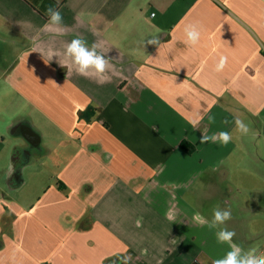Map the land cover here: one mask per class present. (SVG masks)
<instances>
[{
  "label": "crops",
  "instance_id": "0c3cea01",
  "mask_svg": "<svg viewBox=\"0 0 264 264\" xmlns=\"http://www.w3.org/2000/svg\"><path fill=\"white\" fill-rule=\"evenodd\" d=\"M49 6L64 35L45 27ZM157 30L161 46L144 47ZM76 37L113 58L110 82L65 60ZM219 131L227 145L200 143ZM40 164L54 181L23 194ZM217 204L234 242L264 252V0H0V264H212L229 246L195 216Z\"/></svg>",
  "mask_w": 264,
  "mask_h": 264
},
{
  "label": "clouds",
  "instance_id": "9594fccd",
  "mask_svg": "<svg viewBox=\"0 0 264 264\" xmlns=\"http://www.w3.org/2000/svg\"><path fill=\"white\" fill-rule=\"evenodd\" d=\"M45 15L48 17V23L46 28L55 35L61 36L65 34V26L63 25V16L61 12L53 6H49ZM184 43L189 47H195L200 43L202 36V26L196 23H188L184 26ZM159 30L157 33L152 34L150 38L143 41L144 47L147 45L161 46V40L159 36ZM101 47L98 43H93L89 46L88 42L81 38L76 37L66 44L63 56L66 61H70L75 67L77 74L84 77H94L96 82L104 84L110 82V76L107 73L113 68L111 56H108L102 51H98ZM56 54L49 50L48 56L52 59ZM228 64V57L221 55L218 62L215 64L214 71L222 72ZM62 67H66L65 63H60ZM210 123L215 122L214 116H209ZM200 118H191L188 123L193 129H197ZM236 130L242 134L247 135L250 131L248 124L243 120L235 119ZM232 139L231 133L227 131H219L212 133L211 135L201 134L199 141L201 144L220 143L221 145H227ZM212 218L210 221L204 219L200 214H196L195 219L200 224H207L210 230H217L215 232L216 241L218 244H227L229 250L225 252L222 257L216 258L212 261V264H264V252L259 254L255 249H244L241 245L234 242L236 232L230 230L227 227V222L232 219V211L230 208H222L219 204L215 205L212 210ZM166 218L169 221L175 222L176 215L173 210H169L166 213ZM118 259H121L118 257ZM128 257L121 259V264H127ZM115 264V261L113 262Z\"/></svg>",
  "mask_w": 264,
  "mask_h": 264
},
{
  "label": "rangeland",
  "instance_id": "374dc122",
  "mask_svg": "<svg viewBox=\"0 0 264 264\" xmlns=\"http://www.w3.org/2000/svg\"><path fill=\"white\" fill-rule=\"evenodd\" d=\"M10 141H11L10 136H7L6 142L9 143ZM22 146H23V147H21L22 149L19 150V154L21 156L20 162H22L24 160V158H25L24 152L26 150L28 151L29 150L28 148L30 147L28 144H24ZM42 148H44V146H41L39 148L34 147L30 151L33 154V156L37 162H39L38 158L41 156L40 152H41ZM35 165H37V164H35ZM38 166H41V168L37 167V169L34 171L32 170L33 168L26 170V171H23V178L26 181V183L21 188V190L23 191V194L26 193V191L32 190V187L35 186V183H37L36 180L41 179V184L43 186L49 185V184H51V182L54 181V179H55L54 174L55 173L52 170L48 169L46 166H42L41 164Z\"/></svg>",
  "mask_w": 264,
  "mask_h": 264
},
{
  "label": "water",
  "instance_id": "95a60500",
  "mask_svg": "<svg viewBox=\"0 0 264 264\" xmlns=\"http://www.w3.org/2000/svg\"><path fill=\"white\" fill-rule=\"evenodd\" d=\"M23 129H27V132H22L23 136L31 142V144L34 146H38L40 144V140L37 139V135L33 132V130L29 126L23 127ZM28 133L31 135V137H27ZM37 139V143H34V140Z\"/></svg>",
  "mask_w": 264,
  "mask_h": 264
},
{
  "label": "trees",
  "instance_id": "16d2710c",
  "mask_svg": "<svg viewBox=\"0 0 264 264\" xmlns=\"http://www.w3.org/2000/svg\"><path fill=\"white\" fill-rule=\"evenodd\" d=\"M181 147H182L184 150L188 151V152L191 151V148L188 146V143H183V144L181 145Z\"/></svg>",
  "mask_w": 264,
  "mask_h": 264
},
{
  "label": "flooded vegetation",
  "instance_id": "af4514ba",
  "mask_svg": "<svg viewBox=\"0 0 264 264\" xmlns=\"http://www.w3.org/2000/svg\"><path fill=\"white\" fill-rule=\"evenodd\" d=\"M18 166L19 165H16V167L18 168ZM19 177H20V174H17V175H12V181H16V180H18L19 179Z\"/></svg>",
  "mask_w": 264,
  "mask_h": 264
},
{
  "label": "built area",
  "instance_id": "2783aa9c",
  "mask_svg": "<svg viewBox=\"0 0 264 264\" xmlns=\"http://www.w3.org/2000/svg\"><path fill=\"white\" fill-rule=\"evenodd\" d=\"M151 15L154 16L155 14L152 13ZM193 264H202V263L198 259H196V260H194Z\"/></svg>",
  "mask_w": 264,
  "mask_h": 264
}]
</instances>
